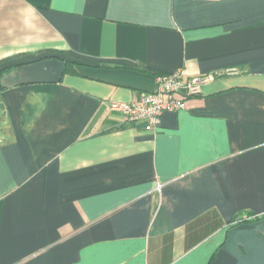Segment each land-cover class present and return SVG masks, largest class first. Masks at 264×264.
<instances>
[{
  "label": "crops",
  "instance_id": "crops-1",
  "mask_svg": "<svg viewBox=\"0 0 264 264\" xmlns=\"http://www.w3.org/2000/svg\"><path fill=\"white\" fill-rule=\"evenodd\" d=\"M46 55L0 92V264H264V0H0V60ZM178 69L157 127L111 109Z\"/></svg>",
  "mask_w": 264,
  "mask_h": 264
},
{
  "label": "built area",
  "instance_id": "built-area-1",
  "mask_svg": "<svg viewBox=\"0 0 264 264\" xmlns=\"http://www.w3.org/2000/svg\"><path fill=\"white\" fill-rule=\"evenodd\" d=\"M157 79L158 86L154 91L144 92L131 102L112 101L111 109L120 111L128 122L145 121L151 127H157L166 111L184 109L186 97L200 91L201 79H186L182 69L161 74Z\"/></svg>",
  "mask_w": 264,
  "mask_h": 264
},
{
  "label": "water",
  "instance_id": "water-1",
  "mask_svg": "<svg viewBox=\"0 0 264 264\" xmlns=\"http://www.w3.org/2000/svg\"><path fill=\"white\" fill-rule=\"evenodd\" d=\"M66 60L58 57L42 58L27 62L16 68L18 80L21 84L58 83L62 80L66 70ZM0 111L6 114L5 104L0 103Z\"/></svg>",
  "mask_w": 264,
  "mask_h": 264
},
{
  "label": "trees",
  "instance_id": "trees-1",
  "mask_svg": "<svg viewBox=\"0 0 264 264\" xmlns=\"http://www.w3.org/2000/svg\"><path fill=\"white\" fill-rule=\"evenodd\" d=\"M48 57H56V56H54V55H46V56L41 57V58H39V59H42V58H48ZM12 58H13V57H6V58L0 60V64H1V63H4V62H8V64H7L5 67H3L2 69H0V92L5 88V86H3L2 82H1V78H2V76H3L5 73L9 72L10 70H13V69L15 70L18 66H22V65L25 64V63H16V64H12V63L9 62ZM36 60H38V59H36ZM34 61H35V60H34ZM66 63H67V64H66V65H67V68H70V67L73 66V62H72V61H66ZM19 84H20V82H19Z\"/></svg>",
  "mask_w": 264,
  "mask_h": 264
},
{
  "label": "rangeland",
  "instance_id": "rangeland-1",
  "mask_svg": "<svg viewBox=\"0 0 264 264\" xmlns=\"http://www.w3.org/2000/svg\"><path fill=\"white\" fill-rule=\"evenodd\" d=\"M8 64V63H7ZM8 73V72H7ZM7 76L8 75H5V76H3L2 78H1V82L2 83H10V82H12V81H16L17 79H18V75H16V72H14V73H12V74H10V76H8V77H10L9 79H7ZM3 115V112L2 111H0V124L3 122L1 119H2V116Z\"/></svg>",
  "mask_w": 264,
  "mask_h": 264
}]
</instances>
